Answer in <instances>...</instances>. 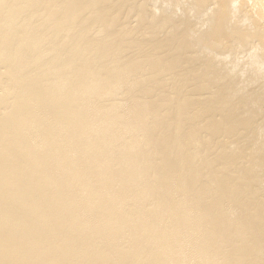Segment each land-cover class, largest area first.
Listing matches in <instances>:
<instances>
[{"label": "bare ground", "instance_id": "1", "mask_svg": "<svg viewBox=\"0 0 264 264\" xmlns=\"http://www.w3.org/2000/svg\"><path fill=\"white\" fill-rule=\"evenodd\" d=\"M0 264H264V0H0Z\"/></svg>", "mask_w": 264, "mask_h": 264}]
</instances>
